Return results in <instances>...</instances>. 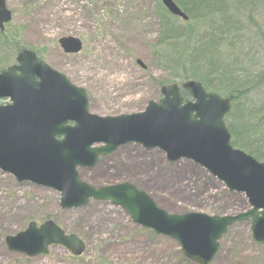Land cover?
Here are the masks:
<instances>
[{
    "label": "rangeland",
    "instance_id": "rangeland-1",
    "mask_svg": "<svg viewBox=\"0 0 264 264\" xmlns=\"http://www.w3.org/2000/svg\"><path fill=\"white\" fill-rule=\"evenodd\" d=\"M12 21L0 30L65 74L89 94L91 112L119 115L141 112L162 93L154 79L168 74L152 62L151 43L159 32L155 0H6ZM2 36V37H3ZM81 39L83 49L65 54L58 40ZM1 37V39H2ZM246 41V40H245ZM252 70L264 66V47L253 35ZM10 53L12 50L7 49ZM15 56V55H14ZM140 59L146 65L137 63ZM13 62V61H12ZM230 122L231 119L228 118ZM264 132L263 128H260ZM121 162L101 157L91 168L79 169L81 179L96 187L129 182L149 192L158 205L172 213L201 212L237 215L246 207L242 194L230 193L203 168L188 160L166 161L160 150L130 146ZM60 193L32 182H17L0 170V264H197L189 261L169 237L151 239L119 207L90 200L79 208H61ZM54 220L86 247L73 257L65 247L52 246L47 255L34 258L10 251L5 237ZM264 264V245L252 239L249 221L233 225L221 239L213 264Z\"/></svg>",
    "mask_w": 264,
    "mask_h": 264
},
{
    "label": "water",
    "instance_id": "water-1",
    "mask_svg": "<svg viewBox=\"0 0 264 264\" xmlns=\"http://www.w3.org/2000/svg\"><path fill=\"white\" fill-rule=\"evenodd\" d=\"M162 2L171 14L187 19L174 0ZM11 19L6 1L0 0V29ZM59 44L65 53L82 49L81 40L72 36L60 38ZM17 62L0 71V99H10L0 104L1 170L19 182L31 181L60 191L62 208L83 206L90 198L108 200L154 235L175 240L182 253L197 264L214 261L220 239L239 221L250 220L253 239L264 244V162L231 145L224 122L231 109L229 99L189 80L182 84L190 95L186 100L180 86L172 84L163 86L162 98L150 100L144 111L101 117L89 111L85 89L39 61L34 52L24 50ZM137 63L146 68L142 60ZM131 142L147 149L159 148L171 162L192 160L228 190L243 193L249 208L222 216L170 213L135 185L121 183L96 189L80 181L78 167H93L100 155ZM52 244L63 245L75 255L85 249L77 235L66 234L52 220L40 227L32 222L25 231L6 237L9 250L29 257L47 254Z\"/></svg>",
    "mask_w": 264,
    "mask_h": 264
},
{
    "label": "trees",
    "instance_id": "trees-1",
    "mask_svg": "<svg viewBox=\"0 0 264 264\" xmlns=\"http://www.w3.org/2000/svg\"><path fill=\"white\" fill-rule=\"evenodd\" d=\"M155 2L159 32L150 45L152 62L168 74L165 79H154L156 88L197 80L207 90L229 98L232 109L225 121L233 144L264 161V132L260 130L264 129V66L251 69L250 64L256 67L255 56L250 54L254 44L246 43L255 35L264 47V0H175L187 19L171 15L161 0ZM8 36L0 37V69L23 46ZM150 236L152 240L160 237Z\"/></svg>",
    "mask_w": 264,
    "mask_h": 264
},
{
    "label": "flooded vegetation",
    "instance_id": "flooded-vegetation-1",
    "mask_svg": "<svg viewBox=\"0 0 264 264\" xmlns=\"http://www.w3.org/2000/svg\"><path fill=\"white\" fill-rule=\"evenodd\" d=\"M22 50H23V49H22ZM22 50H19L18 53H16L15 58H14L13 62L11 63V65L7 66L8 68H9L10 66H13V65L16 64V57H17V55H18ZM6 69H7V68H6ZM6 102H7V100H0V103H6ZM130 146H136V147L138 148V146L135 145V144L121 145V146H119V147H118L113 153H111L110 155H108V156H104V158H105V162H107V161H109V162H119V161H121V162L124 163V161H122V160L124 159L123 157H125V153H126V152L130 153V152L128 151V150L131 149Z\"/></svg>",
    "mask_w": 264,
    "mask_h": 264
}]
</instances>
